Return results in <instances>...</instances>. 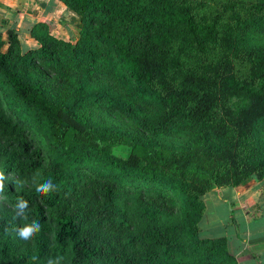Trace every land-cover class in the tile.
<instances>
[{
    "label": "trees",
    "instance_id": "16d2710c",
    "mask_svg": "<svg viewBox=\"0 0 264 264\" xmlns=\"http://www.w3.org/2000/svg\"><path fill=\"white\" fill-rule=\"evenodd\" d=\"M60 1L79 16L74 39L40 20L23 48L0 27V264H237L224 235L197 229L202 194L264 182V45L249 39L264 0ZM108 73L119 85L98 79ZM92 105L140 131L193 136L137 138ZM123 143L145 153L111 151ZM47 180L55 190L38 193ZM76 190L91 202L70 210L63 194Z\"/></svg>",
    "mask_w": 264,
    "mask_h": 264
},
{
    "label": "crops",
    "instance_id": "0c3cea01",
    "mask_svg": "<svg viewBox=\"0 0 264 264\" xmlns=\"http://www.w3.org/2000/svg\"><path fill=\"white\" fill-rule=\"evenodd\" d=\"M40 20L56 36L66 39L77 37L79 16L60 0H0L1 34H5L7 27H14L21 46L36 45V41L28 33V28L33 22ZM246 179L252 181L251 188L245 186L243 180L234 186L207 191L211 193L207 194L210 195L207 200L215 207L229 206L227 213H218L216 218L236 263L264 264V184L258 185L252 176ZM224 189L230 190V194L224 195L221 192ZM214 198L219 203L213 202ZM227 217L229 220L224 221Z\"/></svg>",
    "mask_w": 264,
    "mask_h": 264
},
{
    "label": "rangeland",
    "instance_id": "374dc122",
    "mask_svg": "<svg viewBox=\"0 0 264 264\" xmlns=\"http://www.w3.org/2000/svg\"><path fill=\"white\" fill-rule=\"evenodd\" d=\"M2 37L5 38V34H2ZM249 39H250V43L252 45H264V25L260 28L251 29V31L249 32ZM2 48L3 49L5 48V44L2 46ZM98 79L101 82L113 83V84L119 85L116 77L112 73L103 74ZM121 82H124L122 78H121ZM127 92H128V88L125 87L121 83V93H127ZM7 95H8V92L6 91L4 96H7ZM142 108H144V110L149 109V107H146L143 104H142ZM90 116L93 119H95L98 122H101L103 124H108V125H112L115 127L126 129L131 134H134L137 138L152 139V140H156V141H159V142H161L163 144H167V145L184 144V143L188 142L190 139H192V136H193V131L186 126L181 127L175 133H171L168 135H158V134H153L151 132L140 131V130L134 128L133 124L127 118H125L123 115H121L117 112H110L109 113L97 105L90 106ZM34 136L39 141V144L43 147V149H45L44 143H43V140H41V136H40L39 131L34 130ZM111 151L114 154L120 155V156L121 155L124 156L128 152H135L139 155H143L145 153V148L140 143H132V144H124L123 143V144L114 145L111 148ZM48 156L49 155L46 154L45 162H47ZM252 177H254V176L252 175ZM245 180H244V185L245 186L248 185L251 188V186H252L251 182L252 181H250L249 179H245ZM254 181H256L258 185L264 184V182L261 183L260 181H257L256 178L254 179ZM214 190L216 191L218 189L216 188ZM226 190L227 189H224L221 192H224L223 193L224 195L226 193L230 194V190H228V191H226ZM207 194H211V193L205 192L204 194L201 195V198L203 199V202L205 205V209H204L203 215L199 221V227L197 229V233L199 236L224 235L221 233L222 227L220 225H218L216 215L218 213L219 214L227 213L226 209L229 208V206L228 205H227V207L212 206L211 205L212 203L209 200H207V196H210V195H207ZM63 198H65L63 205L70 210H76L77 208H83L91 202L89 198H86L85 196H83L81 194V192L78 190L73 191V193H70V194L64 193ZM215 201H217V199L214 198L213 202H215ZM217 203H219V202L217 201ZM57 210H58V208H56L54 211H57ZM223 220L227 221V220H229V218L227 217Z\"/></svg>",
    "mask_w": 264,
    "mask_h": 264
},
{
    "label": "clouds",
    "instance_id": "9594fccd",
    "mask_svg": "<svg viewBox=\"0 0 264 264\" xmlns=\"http://www.w3.org/2000/svg\"><path fill=\"white\" fill-rule=\"evenodd\" d=\"M2 179H3V174L0 173V181H2ZM2 188H3V184H2V182H0V189H2ZM54 190H55V186L51 180L45 181L43 184L38 185L36 188V191L38 193L43 194V195H47L48 193H50ZM16 207L19 210L18 214H23L24 210L27 208V202L21 198L18 201ZM38 231H39V224L34 222L33 224H31L29 226H25L23 228H20L18 230V235L23 240H29ZM59 259H61V258L58 257L57 261H55V262L52 260H49V264H58Z\"/></svg>",
    "mask_w": 264,
    "mask_h": 264
}]
</instances>
